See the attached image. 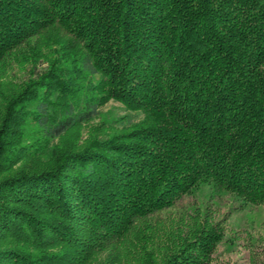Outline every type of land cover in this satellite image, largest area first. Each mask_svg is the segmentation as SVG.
<instances>
[{
    "label": "trees",
    "instance_id": "1",
    "mask_svg": "<svg viewBox=\"0 0 264 264\" xmlns=\"http://www.w3.org/2000/svg\"><path fill=\"white\" fill-rule=\"evenodd\" d=\"M14 64L31 75L0 78V264H203L220 231L165 243L150 220L203 186L264 204V0H0ZM110 99L143 118L66 144Z\"/></svg>",
    "mask_w": 264,
    "mask_h": 264
},
{
    "label": "rangeland",
    "instance_id": "2",
    "mask_svg": "<svg viewBox=\"0 0 264 264\" xmlns=\"http://www.w3.org/2000/svg\"><path fill=\"white\" fill-rule=\"evenodd\" d=\"M44 65L42 63L40 67ZM2 71L5 74H2ZM30 75L29 68L19 67L17 64L0 67L1 79L20 82ZM100 111L99 116L67 133L66 144L79 146L84 145L94 135L122 133L129 121L143 118L141 112L127 110L124 104L116 99L108 100L100 107ZM57 142L60 143V140L55 139L51 144ZM25 161L14 164L13 170L24 165ZM31 162L27 160L25 163L30 165ZM197 220L206 221L220 231V239L206 255L203 264H264V204L246 203L231 193L210 190L208 186H203L185 196L177 206L153 217L150 226L153 231L166 233L158 235V238L166 243L168 237L173 236L171 231H175V234L184 231ZM108 252L109 250L104 251L98 254V257L103 259L107 257ZM129 256L130 259H126L124 264H139L131 253Z\"/></svg>",
    "mask_w": 264,
    "mask_h": 264
}]
</instances>
